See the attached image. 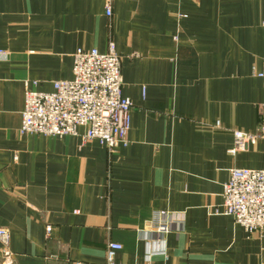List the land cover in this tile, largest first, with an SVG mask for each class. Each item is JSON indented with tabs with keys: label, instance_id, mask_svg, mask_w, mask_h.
I'll return each mask as SVG.
<instances>
[{
	"label": "crops",
	"instance_id": "crops-1",
	"mask_svg": "<svg viewBox=\"0 0 264 264\" xmlns=\"http://www.w3.org/2000/svg\"><path fill=\"white\" fill-rule=\"evenodd\" d=\"M120 55L127 143L19 132L28 83L51 91L78 48ZM264 0H0V228L11 264H264V231L215 213L231 168L264 169V142L229 153L264 111ZM36 81L33 86L32 82ZM156 212L183 215L157 239ZM49 227V228H47ZM0 247V264H7Z\"/></svg>",
	"mask_w": 264,
	"mask_h": 264
},
{
	"label": "built area",
	"instance_id": "built-area-1",
	"mask_svg": "<svg viewBox=\"0 0 264 264\" xmlns=\"http://www.w3.org/2000/svg\"><path fill=\"white\" fill-rule=\"evenodd\" d=\"M112 1L105 0L108 16ZM255 75L264 85V57L261 69ZM29 84L24 90L21 134L77 135L82 128L84 140H96L108 148L127 143L132 101L122 94L120 55L112 42L106 52L97 48H78L73 54L71 76L53 81L51 91H40ZM32 85L35 86L36 81ZM260 115L261 121L254 132L233 131L229 153L244 151L258 140L264 142V111ZM214 212L232 216L249 233L264 231V169L231 168L228 179L223 183L222 202L214 207ZM176 214H153L151 233L161 239L173 227H180L183 215ZM0 247L4 261L11 264L6 228H0ZM120 248L116 242L107 244L105 264H116L115 253Z\"/></svg>",
	"mask_w": 264,
	"mask_h": 264
}]
</instances>
